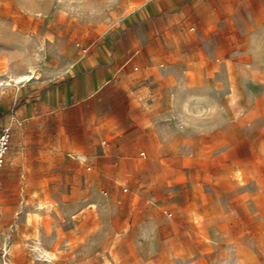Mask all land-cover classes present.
Here are the masks:
<instances>
[{
	"label": "rangeland",
	"instance_id": "obj_1",
	"mask_svg": "<svg viewBox=\"0 0 264 264\" xmlns=\"http://www.w3.org/2000/svg\"><path fill=\"white\" fill-rule=\"evenodd\" d=\"M85 1L0 0V82L12 81L0 103L92 51L111 7ZM257 49L241 56L261 69L183 64L179 84L150 88V115L179 133L162 124L163 134L138 135L137 156L166 163L145 168L132 199H114L86 163L82 181L58 168L32 180L3 171L0 264H264V43Z\"/></svg>",
	"mask_w": 264,
	"mask_h": 264
},
{
	"label": "crops",
	"instance_id": "obj_2",
	"mask_svg": "<svg viewBox=\"0 0 264 264\" xmlns=\"http://www.w3.org/2000/svg\"><path fill=\"white\" fill-rule=\"evenodd\" d=\"M85 2L111 7L98 17L92 51L75 56L56 75L25 81L10 104L0 103V129L9 126L12 136L2 172L19 170L32 180L58 168L82 181L86 163L89 177L109 183L114 199H132L148 176L145 168L166 163L154 155L138 157L144 150L138 135L152 127L163 134L162 124L179 133L173 120L150 115L147 92L153 87L165 93L179 84L183 64L192 69V63L213 66L217 60L239 70L261 69L243 57L261 52L264 0Z\"/></svg>",
	"mask_w": 264,
	"mask_h": 264
},
{
	"label": "built area",
	"instance_id": "obj_3",
	"mask_svg": "<svg viewBox=\"0 0 264 264\" xmlns=\"http://www.w3.org/2000/svg\"><path fill=\"white\" fill-rule=\"evenodd\" d=\"M84 51H86V49ZM11 137V129L9 126L0 129V176L11 149Z\"/></svg>",
	"mask_w": 264,
	"mask_h": 264
},
{
	"label": "bare ground",
	"instance_id": "obj_4",
	"mask_svg": "<svg viewBox=\"0 0 264 264\" xmlns=\"http://www.w3.org/2000/svg\"><path fill=\"white\" fill-rule=\"evenodd\" d=\"M35 75H32V76H30V74H28V76L26 77V78H28V79H31L32 77H34ZM12 84V81H9V80H7V81H5V82H0V85L1 86H6V85H11ZM48 206V205H47ZM46 206V207H47ZM40 209H43L44 207H45V204H43V202L41 203L40 202V205L38 206ZM37 207V208H38ZM39 251L41 252V253H43V254H49L50 256H52L53 254H51V253H49V252H47L44 248H42V247H39ZM48 256V255H47Z\"/></svg>",
	"mask_w": 264,
	"mask_h": 264
}]
</instances>
